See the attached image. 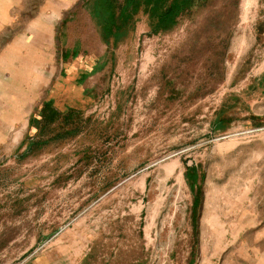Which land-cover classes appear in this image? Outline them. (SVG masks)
Instances as JSON below:
<instances>
[{
    "label": "rangeland",
    "instance_id": "374dc122",
    "mask_svg": "<svg viewBox=\"0 0 264 264\" xmlns=\"http://www.w3.org/2000/svg\"><path fill=\"white\" fill-rule=\"evenodd\" d=\"M46 1L0 29V264H264V232L212 230L264 174V0H191L163 27L143 0L109 32L105 0H73L44 60Z\"/></svg>",
    "mask_w": 264,
    "mask_h": 264
},
{
    "label": "crops",
    "instance_id": "0c3cea01",
    "mask_svg": "<svg viewBox=\"0 0 264 264\" xmlns=\"http://www.w3.org/2000/svg\"><path fill=\"white\" fill-rule=\"evenodd\" d=\"M73 0H47L44 5H42L35 16L29 21V29L27 32L33 33V44L29 46V49L32 55H37V51L43 53V59H47L46 55L53 49V44L55 43V34H56V20L62 14L64 8L71 3ZM16 0H0V29L7 26L13 20L12 10ZM59 15V16H58ZM23 35L15 37V40L23 39ZM28 61H32L28 58ZM263 64L257 66L256 76H259L260 79H264V54L259 62ZM260 62V63H261ZM31 65V64H28ZM29 71H33L30 66L28 67ZM36 82L42 87L43 90L47 87L49 83V76L43 72L42 75L36 76ZM41 84V85H40ZM254 98L251 101L255 106L251 111L249 120L257 119L264 121V82L262 86H258L257 90L254 92ZM260 138H263L262 142L259 143V138H255L254 150L259 152L264 150V135ZM264 168V167H263ZM253 182L256 184L254 187L258 191V194L246 200L245 203H234L232 204V210L230 212H225L223 215H220L219 204H217V209L215 212V227H212V230L216 232L221 231H256L264 232V174L257 175L254 177ZM246 205V206H245ZM225 216V218H224Z\"/></svg>",
    "mask_w": 264,
    "mask_h": 264
},
{
    "label": "trees",
    "instance_id": "16d2710c",
    "mask_svg": "<svg viewBox=\"0 0 264 264\" xmlns=\"http://www.w3.org/2000/svg\"><path fill=\"white\" fill-rule=\"evenodd\" d=\"M143 0H126L125 1V7L122 11L119 13H116L115 9L117 6L114 4L117 2V0H105L106 5L108 8H110V11L112 10V13L110 14L109 18L104 21V30L105 32H109L111 29H118L120 26L119 18L117 17V14L125 13L128 11L130 7L133 8V10L137 9L138 5ZM147 2H152L153 0H146ZM155 4L157 6L153 7V13L157 14L159 16V21L157 23V26H167L169 25L179 14L184 12L188 9V4L191 0H182V2H177L178 0H155ZM160 4V5H159ZM124 16V15H123ZM108 22H111L110 25H108ZM54 111L49 115L47 114V120L48 122H53L55 120Z\"/></svg>",
    "mask_w": 264,
    "mask_h": 264
},
{
    "label": "built area",
    "instance_id": "2783aa9c",
    "mask_svg": "<svg viewBox=\"0 0 264 264\" xmlns=\"http://www.w3.org/2000/svg\"><path fill=\"white\" fill-rule=\"evenodd\" d=\"M262 130H264V124L261 125V126L255 127V128L253 129V131H262Z\"/></svg>",
    "mask_w": 264,
    "mask_h": 264
}]
</instances>
